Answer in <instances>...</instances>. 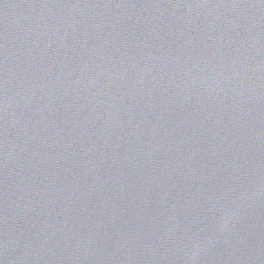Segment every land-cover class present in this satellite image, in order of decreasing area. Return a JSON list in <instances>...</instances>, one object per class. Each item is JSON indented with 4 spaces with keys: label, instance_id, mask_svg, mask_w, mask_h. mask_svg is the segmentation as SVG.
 I'll return each instance as SVG.
<instances>
[{
    "label": "water",
    "instance_id": "obj_1",
    "mask_svg": "<svg viewBox=\"0 0 264 264\" xmlns=\"http://www.w3.org/2000/svg\"><path fill=\"white\" fill-rule=\"evenodd\" d=\"M0 264H264V0H0Z\"/></svg>",
    "mask_w": 264,
    "mask_h": 264
}]
</instances>
